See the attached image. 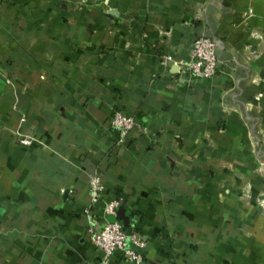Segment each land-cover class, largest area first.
<instances>
[{
	"label": "crops",
	"instance_id": "crops-1",
	"mask_svg": "<svg viewBox=\"0 0 264 264\" xmlns=\"http://www.w3.org/2000/svg\"><path fill=\"white\" fill-rule=\"evenodd\" d=\"M112 199L139 264H264V0H0V264H138L90 240Z\"/></svg>",
	"mask_w": 264,
	"mask_h": 264
},
{
	"label": "built area",
	"instance_id": "built-area-1",
	"mask_svg": "<svg viewBox=\"0 0 264 264\" xmlns=\"http://www.w3.org/2000/svg\"><path fill=\"white\" fill-rule=\"evenodd\" d=\"M165 60L171 59L165 55ZM178 72L185 79L186 74L195 79L212 77L217 72L218 54L215 39L209 34H200L192 44L190 56L187 59L176 61ZM110 123L118 133V143H123L134 127H147L137 121L136 115L128 113L120 108H114L110 117ZM16 139L26 145L33 142V137L27 134L17 133ZM104 184L102 174L95 173L89 180V193L91 203H96L102 198ZM118 199H112L105 206L104 215L101 218L92 215L88 226V232L92 244L104 253V260L109 262L115 251L120 250L123 255L131 261L141 263L144 259V248L147 240L136 230L124 229L119 219H110L107 214L116 215Z\"/></svg>",
	"mask_w": 264,
	"mask_h": 264
},
{
	"label": "water",
	"instance_id": "water-1",
	"mask_svg": "<svg viewBox=\"0 0 264 264\" xmlns=\"http://www.w3.org/2000/svg\"><path fill=\"white\" fill-rule=\"evenodd\" d=\"M109 218H110V217H109ZM116 218H117V217L110 218V219H116ZM127 224H128L127 222L124 223V225H123L124 229H127Z\"/></svg>",
	"mask_w": 264,
	"mask_h": 264
}]
</instances>
